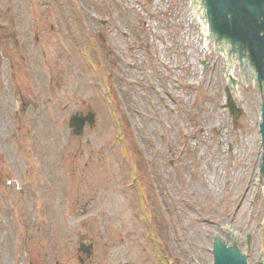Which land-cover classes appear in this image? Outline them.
<instances>
[{
  "label": "rangeland",
  "instance_id": "1",
  "mask_svg": "<svg viewBox=\"0 0 264 264\" xmlns=\"http://www.w3.org/2000/svg\"><path fill=\"white\" fill-rule=\"evenodd\" d=\"M203 35L187 0H0V264H207L222 226L259 264L254 81Z\"/></svg>",
  "mask_w": 264,
  "mask_h": 264
},
{
  "label": "water",
  "instance_id": "2",
  "mask_svg": "<svg viewBox=\"0 0 264 264\" xmlns=\"http://www.w3.org/2000/svg\"><path fill=\"white\" fill-rule=\"evenodd\" d=\"M187 4L191 24L193 18L205 24L203 41L210 38L211 55H219V78L228 84L230 80L233 87L235 81L241 87V78H245V83L254 81L251 195L255 197V189H259L264 199V0H192V8L190 0ZM227 107L233 119L240 115L229 93ZM93 122V116L76 114L70 118L69 126L74 135L81 136L86 123L90 126ZM263 225L264 219H259V226ZM218 231L223 233L228 247L211 234L207 264H213V260L214 264H246L245 256L237 247L236 230L222 226ZM230 232L235 235L231 233V236ZM90 250V245L81 244L78 251L89 259ZM254 263L264 264V242Z\"/></svg>",
  "mask_w": 264,
  "mask_h": 264
},
{
  "label": "bare ground",
  "instance_id": "3",
  "mask_svg": "<svg viewBox=\"0 0 264 264\" xmlns=\"http://www.w3.org/2000/svg\"><path fill=\"white\" fill-rule=\"evenodd\" d=\"M195 20L199 21V18H195ZM202 26H203V32H204L205 24H202Z\"/></svg>",
  "mask_w": 264,
  "mask_h": 264
},
{
  "label": "trees",
  "instance_id": "4",
  "mask_svg": "<svg viewBox=\"0 0 264 264\" xmlns=\"http://www.w3.org/2000/svg\"><path fill=\"white\" fill-rule=\"evenodd\" d=\"M127 153H129V152H127Z\"/></svg>",
  "mask_w": 264,
  "mask_h": 264
}]
</instances>
